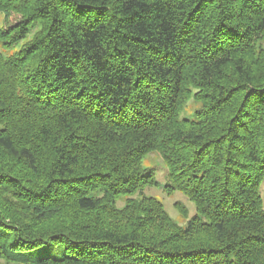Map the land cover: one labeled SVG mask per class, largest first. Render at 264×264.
I'll use <instances>...</instances> for the list:
<instances>
[{"label": "trees", "instance_id": "trees-1", "mask_svg": "<svg viewBox=\"0 0 264 264\" xmlns=\"http://www.w3.org/2000/svg\"><path fill=\"white\" fill-rule=\"evenodd\" d=\"M1 14L18 19L0 28L1 261L264 264V0H0ZM154 152L166 193L194 204L176 206L183 226L141 193Z\"/></svg>", "mask_w": 264, "mask_h": 264}, {"label": "rangeland", "instance_id": "rangeland-1", "mask_svg": "<svg viewBox=\"0 0 264 264\" xmlns=\"http://www.w3.org/2000/svg\"><path fill=\"white\" fill-rule=\"evenodd\" d=\"M18 22V19L15 16H11L7 23H5L3 14L0 15V28L3 29V31L8 30L12 26H14ZM1 48V47H0ZM199 105L195 103L192 99H190L184 106L181 116L192 118L194 116V110ZM142 167L145 168H153L154 170V178L158 182L157 186H146L142 190V194L146 196H151L160 201L168 213V215L179 225L183 226L186 222V219H184L181 215L179 210L176 206H181L185 208V210L188 213V218L191 217L195 213L194 204L187 199L183 194L180 192H172V193H166L163 186L166 182V173H165V166L161 162V159L157 153H151L147 155L142 160ZM260 194L261 198L264 204V181L261 184L260 187ZM139 195V192L134 194L133 196H130V198H135ZM125 198H128L127 196L119 198L118 200V206L123 205ZM0 264H5L3 261L0 260Z\"/></svg>", "mask_w": 264, "mask_h": 264}]
</instances>
